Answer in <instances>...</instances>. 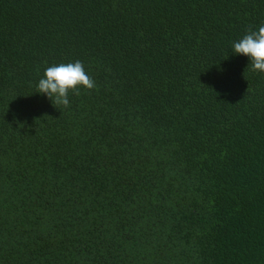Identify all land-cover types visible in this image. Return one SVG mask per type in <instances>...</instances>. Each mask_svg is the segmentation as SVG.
Masks as SVG:
<instances>
[{
  "label": "trees",
  "instance_id": "16d2710c",
  "mask_svg": "<svg viewBox=\"0 0 264 264\" xmlns=\"http://www.w3.org/2000/svg\"><path fill=\"white\" fill-rule=\"evenodd\" d=\"M264 0H0V264H264ZM95 87L41 94L46 66Z\"/></svg>",
  "mask_w": 264,
  "mask_h": 264
},
{
  "label": "clouds",
  "instance_id": "9594fccd",
  "mask_svg": "<svg viewBox=\"0 0 264 264\" xmlns=\"http://www.w3.org/2000/svg\"><path fill=\"white\" fill-rule=\"evenodd\" d=\"M231 47L235 55L249 59L253 73H264V24L247 31L238 40L233 41ZM94 87L92 77L79 61L46 66L36 84L39 93L65 106L69 103V92L80 88L91 90Z\"/></svg>",
  "mask_w": 264,
  "mask_h": 264
}]
</instances>
